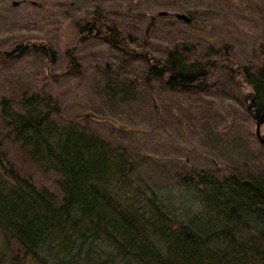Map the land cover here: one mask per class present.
Instances as JSON below:
<instances>
[{
    "label": "trees",
    "instance_id": "obj_1",
    "mask_svg": "<svg viewBox=\"0 0 264 264\" xmlns=\"http://www.w3.org/2000/svg\"><path fill=\"white\" fill-rule=\"evenodd\" d=\"M93 1L101 7L89 23H75L80 38L105 37L111 48L135 51L134 58L147 63L143 80L160 90L206 92L216 69L234 66L231 74L244 90L246 108L253 122L259 119L264 60L255 69L237 70L226 43L203 52L198 41L189 40L192 30L205 31L201 10L176 13L190 27L187 39L157 48L107 24L108 0ZM167 4L172 11L182 6L181 0H150L146 16L155 20L161 7L163 19ZM42 40L27 39L0 57L33 48L50 62L54 53ZM78 63L69 48L64 75H78ZM118 66L114 72L102 67L108 80L100 93L113 103L132 98L139 86L136 80L117 81L128 74L125 62ZM11 104L0 101V264H264V170L248 176L190 172L161 189L135 178L138 166L125 146L76 114H62L56 93L24 90L14 102L19 108ZM5 141L18 143L33 166L55 174L59 193L17 170L2 150Z\"/></svg>",
    "mask_w": 264,
    "mask_h": 264
},
{
    "label": "rangeland",
    "instance_id": "obj_2",
    "mask_svg": "<svg viewBox=\"0 0 264 264\" xmlns=\"http://www.w3.org/2000/svg\"><path fill=\"white\" fill-rule=\"evenodd\" d=\"M181 2L177 11L167 4L163 19L159 15L162 8H158L155 20L146 16L150 0H108L104 10L107 24H116L125 37L159 48L187 39L190 27L176 13L185 15V9L194 7L202 11L199 23L207 22L206 32L192 30L194 38L189 40L198 41L203 52L218 41L226 43L237 70L255 69L264 60V0ZM97 7L101 3L93 0H0V51L38 38L54 53L50 62L33 48L0 57V101L8 99L18 109L14 102L24 90L56 93L62 114H76L82 123L125 146L138 166L135 178L161 189L190 172L219 175L237 171L248 176L264 170V144L255 134L257 121L253 122L246 108L244 90L232 77L234 66L216 69V75L206 82V92L160 90L156 83L143 80L147 63L136 60L135 51L111 48L105 37L80 38L75 23L84 20L88 24ZM69 48L82 66L74 77L63 71ZM124 62L123 71L131 77L119 76L117 81L136 80L138 92L113 103L100 93L108 80L102 67L114 72ZM106 74L116 78L111 72ZM260 132L264 135V122ZM2 150L22 174L59 193L55 174L33 166L18 143L5 141Z\"/></svg>",
    "mask_w": 264,
    "mask_h": 264
},
{
    "label": "water",
    "instance_id": "obj_3",
    "mask_svg": "<svg viewBox=\"0 0 264 264\" xmlns=\"http://www.w3.org/2000/svg\"><path fill=\"white\" fill-rule=\"evenodd\" d=\"M263 119H264V111L262 112L259 119L257 120L256 129H255V134L261 143H264V135L261 134V132H260V125H261Z\"/></svg>",
    "mask_w": 264,
    "mask_h": 264
}]
</instances>
